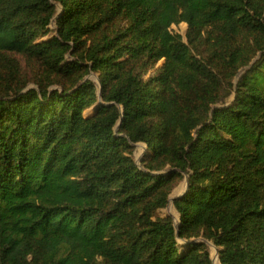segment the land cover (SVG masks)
<instances>
[{"label":"trees","instance_id":"16d2710c","mask_svg":"<svg viewBox=\"0 0 264 264\" xmlns=\"http://www.w3.org/2000/svg\"><path fill=\"white\" fill-rule=\"evenodd\" d=\"M53 1L0 0V264H264V0Z\"/></svg>","mask_w":264,"mask_h":264},{"label":"rangeland","instance_id":"374dc122","mask_svg":"<svg viewBox=\"0 0 264 264\" xmlns=\"http://www.w3.org/2000/svg\"><path fill=\"white\" fill-rule=\"evenodd\" d=\"M48 1H50L52 4H55V6H56V10H55V16H56V14H58V12L59 11H61V5L59 4V3H57V2H55V1H53V0H48ZM58 17V16H57ZM55 25H54V23H53V21L51 22V29H55V27H54ZM173 28L174 29H176L180 34H184L185 33V30H186V24H180L179 26H173ZM158 65H160V62H159V64ZM103 72H104V69L103 70H101V71H99V72H97V73H91V75H90V77H91V79L95 82V83H98V85H99V78L102 76V74H103ZM90 111V110H89ZM89 111H87V112H89ZM136 146H135V158H136V162H137V164H139L140 163V160H141V158L143 157V154H144V151H145V145H143V144H140V143H138V144H135ZM164 173H166L165 171H164ZM186 187H187V184H186V182L185 181H183L182 182V184L174 191V194H175V196L174 197H172L171 199H170V202H169V205H167V207L165 208V209H162V210H160V211H158L157 212V215H160V216H170V214H172V203H171V201L175 198V197H177V196H179V195H181L182 193L184 194L185 193V191H186ZM182 194V195H183ZM181 195V196H182ZM169 208H171V211L170 212H168V209ZM173 215H174V213H173ZM171 217V216H170ZM174 221H175V223H177V219H176V217H175V215H174ZM181 243H183L182 241H180ZM216 250V249H215ZM214 251V250H213ZM213 253V252H212ZM212 253H211V258H212ZM216 253H217V251H216ZM212 260V259H211ZM218 260V259H217ZM217 264H219V263H217Z\"/></svg>","mask_w":264,"mask_h":264},{"label":"water","instance_id":"95a60500","mask_svg":"<svg viewBox=\"0 0 264 264\" xmlns=\"http://www.w3.org/2000/svg\"><path fill=\"white\" fill-rule=\"evenodd\" d=\"M61 7V6H60ZM58 18V17H57ZM97 85V84H96ZM97 87H98V96H99V85H97ZM134 146H136L135 144H134ZM185 182H186V184H187V176L185 177ZM183 194V193H182ZM181 194V195H182ZM181 195H179V196H177V197H175L173 200H175V199H178ZM173 200L171 201V203L173 202ZM173 211V210H172ZM170 216H171V218L174 220V215H173V212H172V214H170ZM203 242H205V243H208L209 245H210V251H211V253L213 252V250L215 249L209 242H207L206 240H202ZM217 259H218V255H217ZM212 264H213V260H212Z\"/></svg>","mask_w":264,"mask_h":264},{"label":"bare ground","instance_id":"6f19581e","mask_svg":"<svg viewBox=\"0 0 264 264\" xmlns=\"http://www.w3.org/2000/svg\"><path fill=\"white\" fill-rule=\"evenodd\" d=\"M98 85V83H96ZM171 211V208L168 209V212ZM212 260H213V264H217L218 260H217V253L216 250L214 249L213 253H212Z\"/></svg>","mask_w":264,"mask_h":264}]
</instances>
